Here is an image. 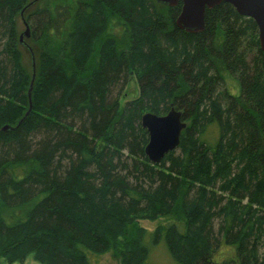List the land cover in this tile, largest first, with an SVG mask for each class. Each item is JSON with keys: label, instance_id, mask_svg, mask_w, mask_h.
<instances>
[{"label": "trees", "instance_id": "trees-1", "mask_svg": "<svg viewBox=\"0 0 264 264\" xmlns=\"http://www.w3.org/2000/svg\"><path fill=\"white\" fill-rule=\"evenodd\" d=\"M35 1L0 0V258L97 264L89 254L114 251L119 264H264V53L254 20L221 2L190 33L175 25L181 2ZM111 23L121 43L107 35ZM131 78L139 95L120 104ZM171 109L186 126L155 164L141 117ZM159 218L152 230L138 224ZM222 246L229 255L219 259Z\"/></svg>", "mask_w": 264, "mask_h": 264}, {"label": "water", "instance_id": "water-1", "mask_svg": "<svg viewBox=\"0 0 264 264\" xmlns=\"http://www.w3.org/2000/svg\"><path fill=\"white\" fill-rule=\"evenodd\" d=\"M157 2L174 7L181 2V9L175 19V25L190 33L201 32L204 28L205 10L212 8L221 2L228 3L242 16L252 18L258 27V39L260 49L264 53V0H156ZM26 26L25 34L28 35L29 28ZM32 57V79L30 89L34 80V64ZM29 96V93H28ZM30 110V107H29ZM28 110V111H29ZM18 122V124L27 116ZM17 124V125H18ZM141 125L147 130L148 143L144 152L149 161L159 163L165 154L174 150L180 141L181 131L186 124L181 120V113L174 109L164 115H156L147 112L141 117ZM4 130L6 127L3 128ZM13 129V127H12Z\"/></svg>", "mask_w": 264, "mask_h": 264}, {"label": "rangeland", "instance_id": "rangeland-1", "mask_svg": "<svg viewBox=\"0 0 264 264\" xmlns=\"http://www.w3.org/2000/svg\"><path fill=\"white\" fill-rule=\"evenodd\" d=\"M36 4L41 5L42 0H36L35 2H32V6H35ZM25 22L26 21H25L23 12H22L21 15L17 18L18 38H19V41L21 43V48H22V53H23L22 59H23V62L27 66L28 69H30V68L33 69L32 57H31V54L29 52V49L31 50L32 56H33V51L29 45V35L25 34V30H26V26L24 24ZM107 35L112 36L115 40L117 39L119 43H121L122 38L125 37V36H123V33H122V27L120 25H115L114 23H111L109 25V28L107 30ZM33 64H34V56H33ZM30 82H31V80H30ZM225 84L233 92L238 91V86H237V83L235 82V79L226 77ZM33 86H34V80H33V85L31 87V89H30V84H29V87L27 90V95L29 93V96H28L29 103H30L31 91H32ZM118 94H119L118 97L120 99L119 100L120 104H124L129 99H132V98L137 97L139 95V86L136 84L135 80L131 78V79H129V81L127 82V84L125 86H122V88L120 89V92ZM28 110H29V107L26 111L29 114L31 111V105H30V110L29 111ZM28 114H27V116H28ZM161 221H163L162 218H159V219H156L153 221H150L147 219H140V220H138V224L142 225L143 227H145L149 230H152L155 228L157 223H159ZM217 255H218L219 259H221V258L225 257L226 255H229V249L225 246H222L219 249V252ZM89 257L93 262H95L97 264H119V258L114 251H107L105 253H100V254H89ZM0 264H39V263L34 260V257L32 254H29L25 257V259L22 262L16 261L13 263H7L4 259L0 258Z\"/></svg>", "mask_w": 264, "mask_h": 264}, {"label": "bare ground", "instance_id": "bare-ground-1", "mask_svg": "<svg viewBox=\"0 0 264 264\" xmlns=\"http://www.w3.org/2000/svg\"><path fill=\"white\" fill-rule=\"evenodd\" d=\"M4 128V127H3ZM175 150V149H174Z\"/></svg>", "mask_w": 264, "mask_h": 264}]
</instances>
